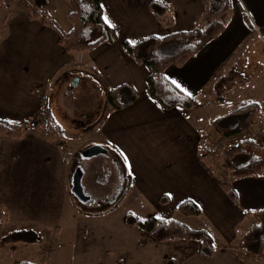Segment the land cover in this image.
I'll return each instance as SVG.
<instances>
[{"label": "crops", "instance_id": "1", "mask_svg": "<svg viewBox=\"0 0 264 264\" xmlns=\"http://www.w3.org/2000/svg\"><path fill=\"white\" fill-rule=\"evenodd\" d=\"M49 1L47 0L46 7ZM150 1L153 0L100 2L103 21L105 22V17L108 18L110 23L105 24L113 30L117 40L101 44L91 51L81 52L82 54H79L81 59L75 64L86 69V74L100 85L104 95L109 90L128 85L136 92L137 97L131 105L122 109H112L108 103L106 109L99 107L101 111L97 110L95 118L101 113V120L95 124L98 125L100 135L90 140L88 145L108 149L113 157H107L112 161L115 157L120 158L127 168L129 183L119 206L124 201H129L135 191V198L140 202L157 201L162 206H168L172 203L173 197H180L178 204L190 199L200 208L201 214L197 217L183 216L173 211L178 218L174 220L193 230H205L214 243V253L211 257L199 254V242L196 240L157 242L143 230L137 232L142 246L148 240L153 248L164 249L174 245L173 247L185 250L180 260L163 255L162 264H165L166 259L174 260L173 264H264V255L249 254L242 243L248 228L255 223L251 219L255 215L259 217L258 211L264 209V174L234 178L237 181L232 183L231 189L236 192L238 202L233 203L227 195L229 189H222L223 183L215 178L199 155L203 126L200 127V122L194 119L197 110L210 104V98L215 102V84L221 80H232L235 65L231 63V59L253 32L254 26L264 29V0H232V12L224 17L226 24L224 31L182 66H169L165 69L166 79L194 99L195 107L191 110L175 108L166 110L150 97L146 92L148 69L133 62L125 53L122 42L135 43L151 35L162 38L176 32L201 29L205 26L202 17L203 4L201 0H154L172 7V11L164 17L165 22L161 23L149 11ZM244 14L252 26L254 25L252 28L245 22ZM40 25L38 31L43 32L54 43H58V35L56 39V33L49 32L43 23ZM29 66L30 63L26 59L0 61V92L6 94L4 99H0V120L20 125L23 120L34 119L37 114L44 116L42 106L49 110L54 118L49 103L45 101V95L41 93L42 90L46 92L49 86L47 73L53 67L52 59L42 57L32 66L35 71L44 68L47 73L44 69L36 71L39 73L29 77L26 84H15L12 81V74L16 72V68L23 73ZM221 70V75H218ZM65 79L68 84L71 77ZM58 83L62 92L66 93V86L62 80ZM17 91L21 92L26 101L21 105V108L25 109L22 116L18 115L20 112H16L13 99ZM59 101L63 103L66 100L60 96ZM29 102L32 105H29ZM86 109L88 110V107ZM64 114L74 120L75 128L87 122V117L83 113L77 119L65 105ZM45 122L37 120L36 125L37 123L43 125ZM93 128L92 123L90 129L86 128V131ZM75 144L71 147L64 136L61 145L55 140H46L37 126L33 130L24 131L17 141L0 135L1 153L5 148L12 147L13 150L10 149L8 154L18 159V166L25 163L32 165L31 170L21 168L13 174L14 176L12 175L15 182L10 184L16 186L17 200L21 199L20 197L24 198V195H31V201L34 200L32 203L39 205L36 209L47 210L54 216H59L66 206L70 210V172L73 158L79 156V150L85 146V143L78 140ZM9 155L8 158L3 155L1 161L9 160ZM153 162L159 163L165 170L164 173L151 172L149 164ZM113 163L115 164V161ZM120 178L119 174L118 177L112 176L108 195L97 200L110 198L119 188ZM89 195L91 196L90 193ZM163 196L168 199L164 204L160 203ZM194 221L201 222L194 225ZM193 241L196 243V251L192 249Z\"/></svg>", "mask_w": 264, "mask_h": 264}, {"label": "rangeland", "instance_id": "2", "mask_svg": "<svg viewBox=\"0 0 264 264\" xmlns=\"http://www.w3.org/2000/svg\"><path fill=\"white\" fill-rule=\"evenodd\" d=\"M6 1H8V6L4 4ZM34 10L29 0H0V61L21 59L29 61L30 66L25 68L23 73L16 68V72L12 74V81L15 84H26L29 77L39 73L36 71L44 69L35 71L32 66L36 61L45 56L52 59L53 67L48 73L44 69L48 74L49 86L46 92L42 90L41 93L45 95V101L49 103L55 120L61 126L66 142L71 147L76 145L77 140L85 143L82 150H79L83 151L93 146L88 145L89 141L100 135L97 124L101 120V113L96 118L95 113L97 110L101 111L99 107L107 108L106 95L100 90V85L95 83L89 74H86V69L75 64L80 61L81 52L65 51L59 43H54L47 35L38 31L42 23L40 18L28 17ZM70 10L65 0H50L46 7L48 17L63 33L71 29V24L66 17ZM43 25L46 29L48 28L49 32L56 33L57 39V32L49 25ZM253 29L231 59V63L235 65L232 70V80L218 81L215 84V102L210 98V104L197 110L194 117L195 121L200 122L199 126H203L199 155L215 178L223 183L222 189L233 188L232 183L237 181L229 175L224 165L225 150L245 139L258 142V133L264 127V113H261L258 121L250 130L229 138L216 134L208 126L217 116H227L241 101L250 99L260 102L264 107V29L255 26ZM42 53L44 54L40 57ZM221 73L222 70L218 75ZM69 76L71 79L67 84L65 77L69 78ZM74 79L78 80L77 84H72ZM60 80L66 86V93L60 89L58 83ZM41 87L43 88L44 85L42 84ZM19 91L13 99L16 112H20L18 115L22 116L25 109H22L21 105L26 101ZM5 95L4 92H0V99H4ZM60 96H63L66 101L60 103ZM219 97L222 98L221 101ZM29 105L32 103L29 102ZM64 105L77 119L83 113L87 117V122L75 128L74 120L64 114ZM92 123L94 128L86 131V128L90 129ZM23 129L24 131L33 130L26 127ZM18 143L15 142V144ZM10 149L13 150L11 147L5 148L2 153L0 151V264H18L22 261L32 264H117V262L120 264H162L163 255L172 259L183 258L185 250L173 247L174 245H169L164 249L163 247L153 248L147 240L142 246L139 240L140 235L137 233L142 230L130 228L124 222V217L128 212L141 219L148 216L178 219L173 211L178 214L176 207L180 197H173L170 205L162 206L157 201L140 202L135 198L134 191L129 201H124L111 213L91 216L87 214L103 212L108 204L104 202L80 203L71 194V209L68 210L66 206L59 216H54L47 210L36 209L39 205L32 203L34 200L31 201V195H24V198L20 197L21 199L17 200L16 186L10 184V182H15L13 174L21 168L31 170L32 165L25 163L18 166V159L8 154ZM3 155L7 158L9 155L10 159L1 161ZM115 159L118 160V166L105 155L82 158L81 162L78 156H75L70 173L72 175L74 169L81 166L83 189L86 187L85 190L89 191L93 199L104 198L109 193L112 176L118 177V169L124 174V185L127 183L126 176L129 172L120 158L115 157ZM149 165L151 172L155 174H162L165 171L157 162ZM165 166L168 165L165 164ZM260 174H264V171ZM119 185H122L121 178ZM251 220L256 223L259 217L255 215ZM194 222V225H197L201 221ZM13 233H18L21 239L2 241L4 236ZM150 240L153 242L152 239ZM195 244L194 242L192 245L193 250L196 249Z\"/></svg>", "mask_w": 264, "mask_h": 264}, {"label": "trees", "instance_id": "3", "mask_svg": "<svg viewBox=\"0 0 264 264\" xmlns=\"http://www.w3.org/2000/svg\"><path fill=\"white\" fill-rule=\"evenodd\" d=\"M35 10L29 14L30 18H40L43 24L52 27L58 35V43L65 51L85 52L91 51L104 43H113L117 37L102 18L101 0H65L71 10L67 14V20L71 24V30L63 33L60 28L48 17L46 13L47 0H29ZM203 4L202 17L205 26L201 29L176 32L159 38L147 36L141 40L130 43L122 42L125 53L138 65L148 69L146 78V92L162 108L191 110L195 107V101L184 94L164 75L169 66H182L190 58L196 56L202 48L221 34L225 29L224 17L232 12V0H201ZM8 6V1L4 3ZM149 11L161 23L164 17L172 11V7L158 1L148 3ZM247 25L252 24L244 14ZM137 97L136 92L128 85H121L106 93V101L112 109H122L131 105ZM222 100L221 97L218 98ZM46 118L45 124L37 123V127L46 140H55L61 145L63 132L56 123L49 110H43ZM262 113L261 104L257 101L244 100L231 110L227 116H217L208 125L216 134L229 138L250 130L258 121ZM21 125L12 124L0 120V135L11 139H19L23 135ZM79 159V156H78ZM118 163V160H116ZM223 162L229 175L233 178L254 176L264 171V127L258 133V142L245 139L237 144L229 146L224 153ZM124 181V182H123ZM121 173V188L118 193L110 198L99 201L93 199L89 202H104L107 208L100 213H88L87 215H101L115 210L123 200L125 189L129 183V175ZM233 203L238 202V197L233 189L227 192ZM168 201L166 196L160 199L164 204ZM183 216L197 217L201 214L200 208L190 199L184 200L176 207ZM249 213V212H248ZM259 222L252 224L242 243L244 249L254 256L264 255V209L258 211ZM124 222L127 226L137 227L149 234L157 242L174 240H196L199 242L198 252L203 257H211L214 253L212 237L205 230H193L173 220L155 216L139 218L131 212L125 215ZM21 239L18 233L6 235L2 241ZM174 260L166 259L165 264H173ZM18 264H32L22 261ZM117 264H120L119 262Z\"/></svg>", "mask_w": 264, "mask_h": 264}, {"label": "water", "instance_id": "4", "mask_svg": "<svg viewBox=\"0 0 264 264\" xmlns=\"http://www.w3.org/2000/svg\"><path fill=\"white\" fill-rule=\"evenodd\" d=\"M78 80L74 79L72 84H77ZM97 155H105L109 157H113V155L109 152V150L101 147V146H91L83 151L79 152V162H81L82 158L93 157ZM116 165L118 163L114 159ZM119 170V176H121V171ZM83 175V170L81 166H77L72 175H71V182H70V193L80 202V203H87L91 200V196L88 192H86L81 184V178Z\"/></svg>", "mask_w": 264, "mask_h": 264}, {"label": "built area", "instance_id": "5", "mask_svg": "<svg viewBox=\"0 0 264 264\" xmlns=\"http://www.w3.org/2000/svg\"><path fill=\"white\" fill-rule=\"evenodd\" d=\"M44 108V106H42ZM37 120L45 121V117L43 115L37 114V116L34 119H25L22 121V126L26 128H35Z\"/></svg>", "mask_w": 264, "mask_h": 264}, {"label": "flooded vegetation", "instance_id": "6", "mask_svg": "<svg viewBox=\"0 0 264 264\" xmlns=\"http://www.w3.org/2000/svg\"><path fill=\"white\" fill-rule=\"evenodd\" d=\"M121 187H122V186L119 185V188H121ZM117 189H118V188H117ZM117 189L114 191V195H116V194L118 193V190H117Z\"/></svg>", "mask_w": 264, "mask_h": 264}, {"label": "snow or ice", "instance_id": "7", "mask_svg": "<svg viewBox=\"0 0 264 264\" xmlns=\"http://www.w3.org/2000/svg\"><path fill=\"white\" fill-rule=\"evenodd\" d=\"M105 22L106 23H110V21H108V18L107 17H105Z\"/></svg>", "mask_w": 264, "mask_h": 264}]
</instances>
